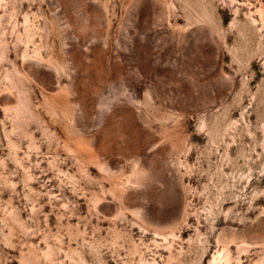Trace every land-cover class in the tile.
Segmentation results:
<instances>
[{"label": "rangeland", "instance_id": "1", "mask_svg": "<svg viewBox=\"0 0 264 264\" xmlns=\"http://www.w3.org/2000/svg\"><path fill=\"white\" fill-rule=\"evenodd\" d=\"M0 264H264V0H0Z\"/></svg>", "mask_w": 264, "mask_h": 264}]
</instances>
